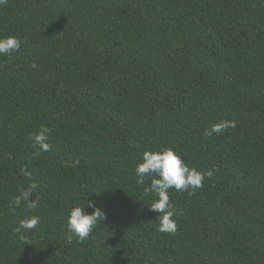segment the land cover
I'll return each mask as SVG.
<instances>
[{
	"label": "trees",
	"instance_id": "1",
	"mask_svg": "<svg viewBox=\"0 0 264 264\" xmlns=\"http://www.w3.org/2000/svg\"><path fill=\"white\" fill-rule=\"evenodd\" d=\"M0 35L22 41L0 55V264H264V0H7ZM161 146L213 173L169 189L174 234L135 174ZM87 200L106 218L69 240Z\"/></svg>",
	"mask_w": 264,
	"mask_h": 264
},
{
	"label": "clouds",
	"instance_id": "2",
	"mask_svg": "<svg viewBox=\"0 0 264 264\" xmlns=\"http://www.w3.org/2000/svg\"><path fill=\"white\" fill-rule=\"evenodd\" d=\"M7 0H0V6L5 5ZM22 41L14 35H0V55L16 52L20 49ZM36 68L35 63L32 64ZM235 127V121L221 119L211 124L206 135L223 134L227 129ZM48 128L42 127L38 132L31 135L34 146L39 150L47 152L50 150ZM33 155H39V152ZM24 175H32L27 169H23ZM135 174L138 184H144L146 178L150 181L149 187L145 188V193L151 194L153 199L149 210L157 213L158 231L161 233L174 234L177 231L176 221L173 219L175 211L170 202L169 189L176 191L195 190L202 186L205 175L211 176L212 171L201 173L195 168H191L177 152L166 146H161L158 150H144L141 158L135 167ZM36 185L32 184L29 189L21 190L12 203L19 207L21 203L28 209H35L40 206V197L32 199V190ZM84 205L91 208V212L84 209ZM84 205H74L68 209L66 217L67 239L71 240L73 236L83 241L89 237V234L95 229L99 222L105 219L104 212L96 206L94 201L87 200ZM40 222L37 215L26 216L19 221V232L21 229L31 230L36 228ZM26 243V242H25Z\"/></svg>",
	"mask_w": 264,
	"mask_h": 264
}]
</instances>
